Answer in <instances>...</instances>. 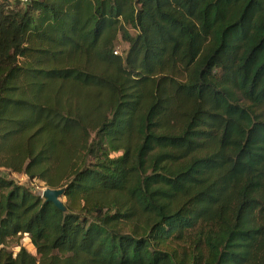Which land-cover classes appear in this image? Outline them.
I'll return each mask as SVG.
<instances>
[{
  "label": "trees",
  "instance_id": "16d2710c",
  "mask_svg": "<svg viewBox=\"0 0 264 264\" xmlns=\"http://www.w3.org/2000/svg\"><path fill=\"white\" fill-rule=\"evenodd\" d=\"M0 264H264V0H1Z\"/></svg>",
  "mask_w": 264,
  "mask_h": 264
},
{
  "label": "rangeland",
  "instance_id": "374dc122",
  "mask_svg": "<svg viewBox=\"0 0 264 264\" xmlns=\"http://www.w3.org/2000/svg\"><path fill=\"white\" fill-rule=\"evenodd\" d=\"M127 44L125 43H120L119 46H118V51L119 52H123V50L127 49ZM12 176V175H11ZM15 177V180L21 184H29L28 183V180L23 176V175H19V174H16L14 175ZM31 187H33L35 193L37 194H42V192L46 189L44 187V184L41 183V182H36L34 184H31ZM23 244L33 253H35V249L33 248V246L31 245V242H30V239L28 237H26L24 240H23Z\"/></svg>",
  "mask_w": 264,
  "mask_h": 264
},
{
  "label": "water",
  "instance_id": "95a60500",
  "mask_svg": "<svg viewBox=\"0 0 264 264\" xmlns=\"http://www.w3.org/2000/svg\"><path fill=\"white\" fill-rule=\"evenodd\" d=\"M64 194V189H45L43 192V197L55 204L57 207L64 209V203L61 199L62 195Z\"/></svg>",
  "mask_w": 264,
  "mask_h": 264
},
{
  "label": "built area",
  "instance_id": "2783aa9c",
  "mask_svg": "<svg viewBox=\"0 0 264 264\" xmlns=\"http://www.w3.org/2000/svg\"><path fill=\"white\" fill-rule=\"evenodd\" d=\"M22 5L28 4L31 0H19Z\"/></svg>",
  "mask_w": 264,
  "mask_h": 264
},
{
  "label": "clouds",
  "instance_id": "9594fccd",
  "mask_svg": "<svg viewBox=\"0 0 264 264\" xmlns=\"http://www.w3.org/2000/svg\"><path fill=\"white\" fill-rule=\"evenodd\" d=\"M44 192V191H43ZM43 192H42V196H43Z\"/></svg>",
  "mask_w": 264,
  "mask_h": 264
},
{
  "label": "crops",
  "instance_id": "0c3cea01",
  "mask_svg": "<svg viewBox=\"0 0 264 264\" xmlns=\"http://www.w3.org/2000/svg\"><path fill=\"white\" fill-rule=\"evenodd\" d=\"M0 2H1V0H0Z\"/></svg>",
  "mask_w": 264,
  "mask_h": 264
}]
</instances>
